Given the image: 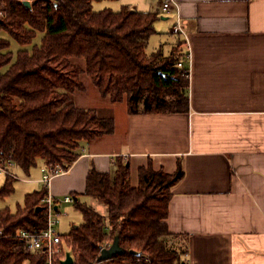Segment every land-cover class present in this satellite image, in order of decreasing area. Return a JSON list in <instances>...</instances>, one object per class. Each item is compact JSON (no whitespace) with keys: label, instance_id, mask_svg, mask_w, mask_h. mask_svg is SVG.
I'll use <instances>...</instances> for the list:
<instances>
[{"label":"trees","instance_id":"trees-1","mask_svg":"<svg viewBox=\"0 0 264 264\" xmlns=\"http://www.w3.org/2000/svg\"><path fill=\"white\" fill-rule=\"evenodd\" d=\"M97 1L0 0V30L20 46L14 56L9 40L0 38V157L25 174L38 161L70 166L83 141L111 131V117L73 103L84 89L82 76L110 103L125 100L130 113L187 108V70L177 66V48L166 57L146 52L157 14L128 6L95 12ZM38 32L41 41L29 52L25 47ZM182 176L180 164L173 173L141 167L132 186L126 164L119 163L113 176L90 169L82 196L104 205L106 214L74 201L82 221L61 235L73 264H184L166 224L170 190ZM14 180L5 176L0 195L12 191ZM46 194V187L26 194L15 213L0 210L6 236L0 239V264H44L43 252L31 253L9 235L46 226ZM115 237L123 252L97 261L102 245ZM65 253L53 264H61Z\"/></svg>","mask_w":264,"mask_h":264},{"label":"crops","instance_id":"crops-1","mask_svg":"<svg viewBox=\"0 0 264 264\" xmlns=\"http://www.w3.org/2000/svg\"><path fill=\"white\" fill-rule=\"evenodd\" d=\"M119 1L157 14L149 41L158 45L147 54L177 48L187 108L130 113L125 100L112 103L111 131L83 141L48 192L75 201L90 169L113 176L123 163L173 173L180 164L166 224L183 263L264 264V0H173L166 11L164 0ZM176 23L183 33L172 31Z\"/></svg>","mask_w":264,"mask_h":264},{"label":"rangeland","instance_id":"rangeland-1","mask_svg":"<svg viewBox=\"0 0 264 264\" xmlns=\"http://www.w3.org/2000/svg\"><path fill=\"white\" fill-rule=\"evenodd\" d=\"M122 4L119 0H101L92 3V10L99 11L102 9H111L117 11L120 9ZM42 34L37 33L33 38L32 42L25 47L29 52L33 49L35 45H39L41 41ZM154 37V36H153ZM0 38L9 40L10 46L9 50L15 56L20 46L3 30H0ZM150 40V39H149ZM151 38L148 43L147 53H150L158 45ZM156 43V44H155ZM81 81L83 83L84 89L78 91L73 95V103L83 109L92 110L96 112L99 116H106L113 118L114 106L107 99H101L97 90L92 86V82L89 77L82 76ZM41 163H37L36 166L30 169L29 174H25L18 168H14L13 172L18 176L17 180L12 181V191L9 194L0 195V210L8 209L11 213H15L17 209L23 207L24 198L26 194L43 190L44 184L39 183L37 180L41 178ZM24 180H33L32 182H27ZM138 181V173L135 169L131 168L129 171V182L132 186L136 185ZM5 182V175L0 173V188ZM72 196V195H71ZM73 197V196H72ZM63 197L59 198L60 200ZM78 200L80 202H85L87 205H91L101 214H106V208L104 205L98 203L93 198L86 196H79ZM61 214L58 216V222L55 225V229L61 235H67L73 226L78 225L82 221V216L80 212L75 208L73 203H59ZM63 252H67V245L65 240L62 241Z\"/></svg>","mask_w":264,"mask_h":264},{"label":"built area","instance_id":"built-area-1","mask_svg":"<svg viewBox=\"0 0 264 264\" xmlns=\"http://www.w3.org/2000/svg\"><path fill=\"white\" fill-rule=\"evenodd\" d=\"M171 4H175L173 0H164L162 2V10L166 11ZM0 17H3L2 11H0ZM172 31L174 33H183L179 23H176L173 26ZM186 58H190L189 53H187ZM177 66L184 67L183 62L178 61ZM14 168H16V164L12 160H5L0 157V173L17 180L18 176L13 172ZM68 168L69 166H61L59 164H44L40 169L42 173L41 181L47 189V194L42 200L46 212V226L36 232H29L22 229L13 235H9L24 242L25 246L31 253H37L39 251L43 252L45 255L44 264H53L54 257L63 251L61 244L64 239L54 228L58 222V216L61 214L59 203L61 201L64 203H73L74 200L70 195L64 196L61 200L54 198L48 192V186L54 177L67 173ZM4 237L6 236L3 235L2 230L0 229V239ZM110 245V242H105L100 248V252L102 249L108 248Z\"/></svg>","mask_w":264,"mask_h":264},{"label":"water","instance_id":"water-1","mask_svg":"<svg viewBox=\"0 0 264 264\" xmlns=\"http://www.w3.org/2000/svg\"><path fill=\"white\" fill-rule=\"evenodd\" d=\"M25 5H29V2H25ZM36 210H40V207H37ZM123 249L119 246V242H118V238L115 237L114 240L112 241L111 245L108 248L102 249L97 261H103L106 259H109L111 257H113L116 254L122 253ZM131 253L134 254V252L132 251ZM61 264H73V258L70 255L69 252L65 253V257L64 259L61 260L60 262Z\"/></svg>","mask_w":264,"mask_h":264}]
</instances>
